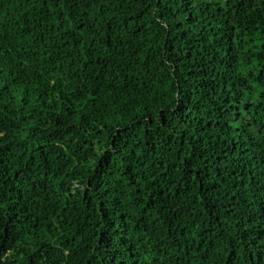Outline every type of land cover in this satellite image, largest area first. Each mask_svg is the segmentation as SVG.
<instances>
[{
	"label": "trees",
	"instance_id": "trees-1",
	"mask_svg": "<svg viewBox=\"0 0 264 264\" xmlns=\"http://www.w3.org/2000/svg\"><path fill=\"white\" fill-rule=\"evenodd\" d=\"M0 264H264V0H0Z\"/></svg>",
	"mask_w": 264,
	"mask_h": 264
}]
</instances>
